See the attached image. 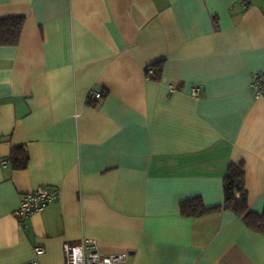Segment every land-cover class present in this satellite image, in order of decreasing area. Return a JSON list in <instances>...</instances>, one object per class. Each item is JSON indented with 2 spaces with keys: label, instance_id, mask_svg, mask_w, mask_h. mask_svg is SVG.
Segmentation results:
<instances>
[{
  "label": "crops",
  "instance_id": "1",
  "mask_svg": "<svg viewBox=\"0 0 264 264\" xmlns=\"http://www.w3.org/2000/svg\"><path fill=\"white\" fill-rule=\"evenodd\" d=\"M13 15L19 41L0 45V264H64L63 242L82 238L127 252L121 264H264V235L232 210L179 211L194 196L222 204L231 161L250 209L264 208V97L249 88L264 70V0H0V18ZM90 90L104 93L96 105ZM40 185L59 198L22 225L14 210Z\"/></svg>",
  "mask_w": 264,
  "mask_h": 264
},
{
  "label": "trees",
  "instance_id": "2",
  "mask_svg": "<svg viewBox=\"0 0 264 264\" xmlns=\"http://www.w3.org/2000/svg\"><path fill=\"white\" fill-rule=\"evenodd\" d=\"M23 23L24 16L22 15L1 17L0 45H16L20 38ZM163 63V60L152 63L150 67L154 71V75H148V77L160 79ZM101 96H104L103 92ZM89 102L92 105H96V100ZM28 158V153L23 145L12 147L10 159L14 168H26ZM244 179L245 170L243 161H231L223 177V203L216 206H206L199 196L190 197L179 202L180 214L184 217L195 218L222 209H229L241 217L250 230L264 235V208L261 213H256L250 209ZM236 193H238V196H236Z\"/></svg>",
  "mask_w": 264,
  "mask_h": 264
},
{
  "label": "built area",
  "instance_id": "3",
  "mask_svg": "<svg viewBox=\"0 0 264 264\" xmlns=\"http://www.w3.org/2000/svg\"><path fill=\"white\" fill-rule=\"evenodd\" d=\"M153 72L152 68H148V75ZM255 98L264 97V70L257 71L252 74L249 82ZM200 93L198 87H193L191 94L197 96ZM101 97V92L88 91V101H93ZM6 160H2V164H6ZM238 196V193H236ZM59 198V190L57 188H49L46 186H37L32 191L24 194L19 202L18 207L14 210V215L18 221L23 224V220L30 214L41 210L44 206L52 203ZM63 252L65 256L64 264H121L127 256V252L106 253L100 250L97 241L93 238H82L75 243L63 242ZM35 254L44 251L41 244H35L32 247ZM24 264H39L36 259H29Z\"/></svg>",
  "mask_w": 264,
  "mask_h": 264
}]
</instances>
